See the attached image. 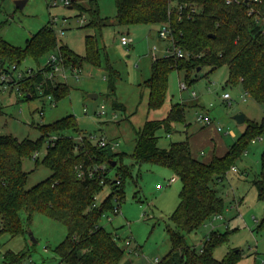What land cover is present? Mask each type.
<instances>
[{"label":"rangeland","instance_id":"obj_1","mask_svg":"<svg viewBox=\"0 0 264 264\" xmlns=\"http://www.w3.org/2000/svg\"><path fill=\"white\" fill-rule=\"evenodd\" d=\"M16 1L20 0H0V37L8 44L23 48L31 35L49 24L58 44L65 45L80 57L85 55V36L94 35L99 61L96 67L84 63L75 73L78 79L71 75L66 62L64 68L69 91L66 97L57 101L40 93L32 99H25V95L20 96L15 88L5 85L3 89L0 74V136L35 141L40 136L38 127L71 115L77 132L63 131L64 135L76 141L86 137L93 145L100 138L117 143L114 151L119 154L115 160L117 165L109 171L107 178L113 181L120 167L128 168L130 174L123 181L119 212H106L99 224L119 238L118 244L125 250L123 264H154L155 259L159 260L170 249L166 227H173L170 217L179 202L181 183L165 167L150 162L135 164L131 157L135 131L146 119L165 118L170 106L179 103L184 108L183 121L172 124L168 134L163 129L158 130L157 145L167 148L170 143L187 138L194 159L207 163L213 156L223 154L225 148L227 152L240 138L246 125L237 124L234 115L243 114L246 120L260 122L264 119V104L246 95L240 84H228L226 66L215 69L204 66L187 73L171 71L162 107L148 112V92L142 84L150 76L153 57L161 58L172 53L171 43L159 37L157 25H117L114 0H69L68 6L62 0H25L21 8L16 6ZM91 8L106 19V25L100 31L88 27L87 9ZM121 36L129 38L128 46L121 45ZM46 57L38 62L25 59L14 72L10 68L11 74L16 77L43 68ZM110 73L115 79L112 95L107 87ZM181 83L186 89L181 90ZM225 94L228 99L223 97ZM114 102L122 107H113ZM101 105L105 107V115L98 114ZM199 115H207L211 124L203 125L197 120ZM49 135L51 138L58 136ZM255 139L234 160L236 172L228 169L225 178L213 183L223 201L221 213L185 237L186 242L198 251L211 231L224 234L225 241L212 251L213 258L218 261L236 249L240 251L237 264H264V229L258 228L264 216V199L257 197L252 184L260 172L264 136ZM46 144V141L42 143L34 159L25 158L22 162V169L27 173L26 189L51 174L40 163ZM109 190L107 185L103 187L96 197V204L108 195ZM112 205H116L113 199ZM65 228L41 214H34L31 223L24 225V235L1 236L0 264H4L2 255L6 251L26 254L17 264H58V256L53 250L64 239ZM31 236L35 242L30 240ZM127 239L130 245L125 246L123 241Z\"/></svg>","mask_w":264,"mask_h":264},{"label":"trees","instance_id":"obj_2","mask_svg":"<svg viewBox=\"0 0 264 264\" xmlns=\"http://www.w3.org/2000/svg\"><path fill=\"white\" fill-rule=\"evenodd\" d=\"M240 3L226 4L225 0H114L115 23L120 26L157 25L168 30L167 40L172 53L153 58L150 76L142 86L147 89V111L162 107L168 75L171 71L189 72L204 66L212 69L226 66L227 83L240 84L243 92L255 102L264 104V24L256 21L255 14H248L249 7ZM264 15V5L258 7ZM89 28L100 29L106 19L99 17L94 9H87ZM178 49L182 57L175 54ZM59 52L69 67L81 69L85 63L98 66L99 49L94 35L85 36V55L73 54L65 45L58 44L53 28L44 25L31 35L23 48L15 47L0 37V73L9 74V68L25 59L35 62L53 52ZM46 68L38 67L28 76L13 82L25 95L36 97L37 87L42 96L50 95L55 101L68 94L66 84L51 82L45 78ZM187 79V76L186 78ZM188 80V79H187ZM13 82H9L13 85ZM187 84L190 82L186 81ZM107 87L112 95L115 79L108 75ZM113 107L120 108L117 103ZM184 108L172 104L167 116L159 120L146 119L135 131V145L131 154L135 164L144 162L169 169L181 183L178 205L171 214L173 227H166L170 249L156 264H237L240 251L230 250L221 260H215L212 251L225 241L224 234L211 231L196 251L186 242V235L198 230L206 221L221 213L223 201L213 188L215 180L234 165V160L246 149L252 139L264 136V119L260 122L244 121L245 128L237 143L222 156H213L203 163L191 154L189 140L170 143L167 148L158 147L156 132L163 129L167 134L172 124L183 121ZM37 140H17L12 136H0V238L24 235V225L31 223L38 213L66 227L64 239L54 248L58 264H123L125 250L119 246L118 237L107 232L99 222L106 212L114 214L123 200V181L130 172L118 168L117 177L107 178L116 167V157L107 148H99L86 137L78 141L63 134L77 132L73 116H66L53 124L38 127ZM58 136L46 147L41 165L50 171V176L26 189L27 173L22 169L25 158L39 151L42 143L48 142L49 134ZM35 159V164H37ZM115 162V166H111ZM99 167L102 179H81L77 169ZM102 181V182H101ZM116 181L119 183L116 184ZM257 197L264 199V152L260 157V172L253 179ZM109 187L108 195L98 204L96 197L103 187ZM112 199L116 205H112ZM264 229V216L258 223ZM25 253H3L4 264H17Z\"/></svg>","mask_w":264,"mask_h":264},{"label":"built area","instance_id":"obj_3","mask_svg":"<svg viewBox=\"0 0 264 264\" xmlns=\"http://www.w3.org/2000/svg\"><path fill=\"white\" fill-rule=\"evenodd\" d=\"M63 4L65 6H68L70 1L69 0H62ZM240 3L241 1L240 0H225V3L226 4H231V3ZM244 2L247 4V6L249 7L248 9V14H255L256 15V21L259 22L260 24H264V15H260V11L258 9L259 6H262L264 5V0H244ZM159 37L162 38V39H167L168 37V30L167 28L163 27L160 29L159 31ZM120 43L121 45L123 46H128L129 43H130V40L129 38H127L126 36H121L120 37ZM175 54L178 56V57H182V54L181 52L176 49L175 50ZM155 58V57H153ZM46 68V71H45V78L50 80L51 82H57V83H63V84H66V81H67V76L65 74V71L66 69L64 68V59L62 57V55L59 53V52H53V53H50L47 55L46 57V64L44 66ZM11 68V67H10ZM10 68H9V71H10ZM17 68H15V66H12L11 70L12 72H14ZM71 70H69V72L71 73L72 76H74V78L78 79V75H76L75 73H78L79 71L75 68H72L70 67ZM32 71H35V70H29L27 72V74H19L18 76H14L13 74H11L12 72L10 71L9 74H5L3 72H1L0 74L2 75V78H1V83H2V86H3V89H5V85H8L11 89L12 88H15L17 93L20 95H22V92L17 88V86L15 85V83L13 82L14 80H19L21 79L23 76H28L32 73ZM75 74V75H73ZM59 78V79H58ZM9 82H13L14 84L13 85H10ZM180 88L181 90L183 89H186V85L184 83H181L180 84ZM36 92L37 94L40 93L42 95L43 91L41 90V87H37L36 89ZM20 95V96H21ZM192 96L194 97V93H192ZM44 97H47L48 99L52 100V97L50 95H46ZM225 99H228V95L225 94L223 96ZM98 114L99 115H105V107L103 105H101L99 107V111H98ZM197 120L199 122H201L203 125H209L211 124V120L210 118L207 116V115H199ZM217 130H220V128H217ZM56 138H49L48 139V142L46 144V147L49 146V144H52V142L55 140ZM81 138H78V141L80 140ZM89 139H91L89 137ZM256 140V139H254ZM252 140V142L254 141ZM95 145L99 148H107L109 149L110 151L114 152L115 151V148L117 147V143H111L109 141H107L106 139L104 138H100L98 139L96 142H95ZM37 155V152L34 153L33 155V159L35 158V156ZM99 167H93V168H86L83 169V168H79L77 169V176L81 179H84V178H87V179H102L98 172H99ZM231 171L233 172H236V169L235 167H232L231 168ZM102 182V181H101ZM119 182L116 181V184H118ZM119 212V207L118 208H115L114 209V214H117ZM104 216V215H103ZM216 217V216H215ZM108 221H110V218L107 217ZM124 245L125 246H128L130 245V241L127 239V240H124ZM158 261V259L154 260V264H156Z\"/></svg>","mask_w":264,"mask_h":264},{"label":"water","instance_id":"obj_4","mask_svg":"<svg viewBox=\"0 0 264 264\" xmlns=\"http://www.w3.org/2000/svg\"><path fill=\"white\" fill-rule=\"evenodd\" d=\"M25 3V0H20V1H16V6L21 8ZM199 70V68L197 69ZM92 98H96V96H92ZM234 121L237 123V124H241V123H244V120H245V116L243 114H236L234 115L233 117ZM111 166H115V162H112V165ZM30 240H32L33 242H35L32 238V236L30 237Z\"/></svg>","mask_w":264,"mask_h":264},{"label":"crops","instance_id":"obj_5","mask_svg":"<svg viewBox=\"0 0 264 264\" xmlns=\"http://www.w3.org/2000/svg\"><path fill=\"white\" fill-rule=\"evenodd\" d=\"M156 58V57H155ZM78 71H80L79 69H78ZM245 121V120H244ZM221 130V129H220ZM232 134V133H231ZM233 135V134H232ZM225 152H226V148H225V150H224V152H223V154H221V155H218V156H222V155H224L225 154ZM129 254H130V252H128Z\"/></svg>","mask_w":264,"mask_h":264}]
</instances>
